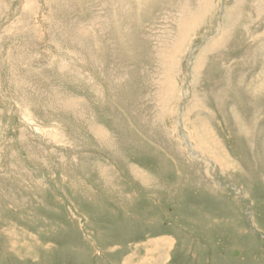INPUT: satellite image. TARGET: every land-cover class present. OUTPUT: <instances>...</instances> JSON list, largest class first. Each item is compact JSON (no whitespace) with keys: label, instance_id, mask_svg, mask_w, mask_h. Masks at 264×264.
<instances>
[{"label":"rangeland","instance_id":"1","mask_svg":"<svg viewBox=\"0 0 264 264\" xmlns=\"http://www.w3.org/2000/svg\"><path fill=\"white\" fill-rule=\"evenodd\" d=\"M0 264H264V0H0Z\"/></svg>","mask_w":264,"mask_h":264},{"label":"bare ground","instance_id":"2","mask_svg":"<svg viewBox=\"0 0 264 264\" xmlns=\"http://www.w3.org/2000/svg\"><path fill=\"white\" fill-rule=\"evenodd\" d=\"M90 25H91V24H90ZM73 28H74V27H73ZM80 29H81V26H80ZM80 29H79V30H80ZM79 32H80V31H79ZM74 35H75V34H74ZM81 36H82V34H81ZM70 37H71V36H68V38H70ZM71 38H72V37H71ZM74 38H75V37H74ZM75 39L78 40V38H75ZM72 40H74V39H72ZM72 40H71L70 42H72ZM67 41H68V40H67ZM74 41H75V40H74ZM68 42H69V41H68ZM75 43H76V42H75ZM82 62H83V60H82ZM83 65H84V64H83ZM83 65H82V66H83Z\"/></svg>","mask_w":264,"mask_h":264},{"label":"water","instance_id":"3","mask_svg":"<svg viewBox=\"0 0 264 264\" xmlns=\"http://www.w3.org/2000/svg\"><path fill=\"white\" fill-rule=\"evenodd\" d=\"M235 256H237V252L235 253Z\"/></svg>","mask_w":264,"mask_h":264}]
</instances>
